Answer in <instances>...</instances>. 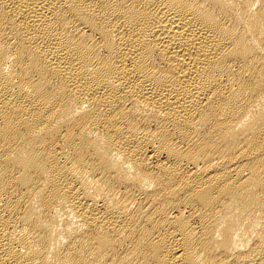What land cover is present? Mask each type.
I'll return each instance as SVG.
<instances>
[{"label": "bare ground", "instance_id": "1", "mask_svg": "<svg viewBox=\"0 0 264 264\" xmlns=\"http://www.w3.org/2000/svg\"><path fill=\"white\" fill-rule=\"evenodd\" d=\"M0 264H264V0H0Z\"/></svg>", "mask_w": 264, "mask_h": 264}]
</instances>
